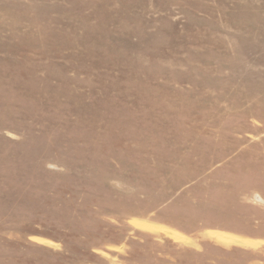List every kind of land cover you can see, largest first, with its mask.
Segmentation results:
<instances>
[{"label": "rangeland", "instance_id": "obj_1", "mask_svg": "<svg viewBox=\"0 0 264 264\" xmlns=\"http://www.w3.org/2000/svg\"><path fill=\"white\" fill-rule=\"evenodd\" d=\"M0 264H264V0H0Z\"/></svg>", "mask_w": 264, "mask_h": 264}, {"label": "trees", "instance_id": "obj_2", "mask_svg": "<svg viewBox=\"0 0 264 264\" xmlns=\"http://www.w3.org/2000/svg\"><path fill=\"white\" fill-rule=\"evenodd\" d=\"M231 248V247H230ZM232 248H234V247H232ZM231 250V249H230ZM230 250H227V251H230ZM226 252V251H225Z\"/></svg>", "mask_w": 264, "mask_h": 264}]
</instances>
